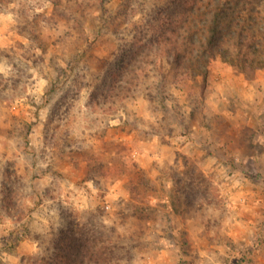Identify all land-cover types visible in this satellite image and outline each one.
Segmentation results:
<instances>
[{
    "label": "rangeland",
    "instance_id": "obj_1",
    "mask_svg": "<svg viewBox=\"0 0 264 264\" xmlns=\"http://www.w3.org/2000/svg\"><path fill=\"white\" fill-rule=\"evenodd\" d=\"M178 7L0 0V264H52L72 227L117 264H264V71L156 58L108 90Z\"/></svg>",
    "mask_w": 264,
    "mask_h": 264
},
{
    "label": "trees",
    "instance_id": "obj_2",
    "mask_svg": "<svg viewBox=\"0 0 264 264\" xmlns=\"http://www.w3.org/2000/svg\"><path fill=\"white\" fill-rule=\"evenodd\" d=\"M174 2L179 5L176 12L166 11L152 32L145 27L141 37L127 35L130 40L126 43L125 62L108 89L117 91L115 98L122 99V91H130L120 83L133 84L136 74L143 72L142 65L152 66L156 58L174 62L176 76L199 81L202 86H206L209 68L216 59L240 72L264 71V0ZM68 233L75 242L69 246L71 253L57 252L50 259L52 264H117L112 257V240H100L98 253L91 241L80 243L81 231L72 227ZM11 236L5 240L8 242Z\"/></svg>",
    "mask_w": 264,
    "mask_h": 264
}]
</instances>
